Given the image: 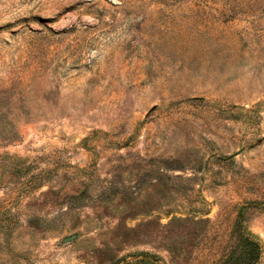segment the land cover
<instances>
[{
  "label": "rangeland",
  "instance_id": "obj_1",
  "mask_svg": "<svg viewBox=\"0 0 264 264\" xmlns=\"http://www.w3.org/2000/svg\"><path fill=\"white\" fill-rule=\"evenodd\" d=\"M241 232L264 264V0H0V264H250Z\"/></svg>",
  "mask_w": 264,
  "mask_h": 264
},
{
  "label": "trees",
  "instance_id": "obj_2",
  "mask_svg": "<svg viewBox=\"0 0 264 264\" xmlns=\"http://www.w3.org/2000/svg\"><path fill=\"white\" fill-rule=\"evenodd\" d=\"M239 241V244L235 247V249H247L248 250V256H250L252 262L250 264H255L257 258L260 255V247L257 242L246 236L243 232H241L240 237L237 239ZM228 261L231 260L232 254L227 256ZM139 263L142 264H162L161 261L158 258H150L148 256L142 257L138 260ZM125 264V263H123ZM127 264V263H126ZM218 264V263H217Z\"/></svg>",
  "mask_w": 264,
  "mask_h": 264
}]
</instances>
